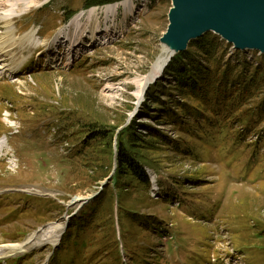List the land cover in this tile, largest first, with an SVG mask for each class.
<instances>
[{"label":"rangeland","instance_id":"374dc122","mask_svg":"<svg viewBox=\"0 0 264 264\" xmlns=\"http://www.w3.org/2000/svg\"><path fill=\"white\" fill-rule=\"evenodd\" d=\"M87 2L0 0V248L76 213L0 264H264V54L208 33L159 75L172 0ZM94 8L93 43L71 21ZM121 137L149 185L119 175Z\"/></svg>","mask_w":264,"mask_h":264},{"label":"water","instance_id":"95a60500","mask_svg":"<svg viewBox=\"0 0 264 264\" xmlns=\"http://www.w3.org/2000/svg\"><path fill=\"white\" fill-rule=\"evenodd\" d=\"M172 2L170 25L161 40L165 46L170 47L171 53L185 52L191 41L214 33L238 51L264 54V0ZM92 198L85 200L83 205ZM75 214L66 217L63 234L68 228L70 218Z\"/></svg>","mask_w":264,"mask_h":264},{"label":"bare ground","instance_id":"6f19581e","mask_svg":"<svg viewBox=\"0 0 264 264\" xmlns=\"http://www.w3.org/2000/svg\"><path fill=\"white\" fill-rule=\"evenodd\" d=\"M32 6V4H34V0H30V3L27 4V6L25 7V10H27L30 6ZM12 5V3H11ZM17 5V4H16ZM16 5H12V8L9 9L6 13L7 16L5 18V20H12L15 16H19L20 14L16 13L15 9H16ZM19 8V7H18ZM115 10L114 6H106L103 9L104 14H106L107 16L109 14H112ZM18 14V15H17ZM84 16H87V18L89 20H91V18H96V25L94 26V28L92 29L91 32V40L92 42H96L97 37L99 36V30L100 28L98 27L99 25L97 22L98 16H100V11L97 8L91 9L89 10L87 13H81L79 15H77L72 21H71V27L73 26L74 29V33L77 34L82 30V19L84 18ZM11 32L14 30L12 25L9 26ZM8 28V27H7ZM9 31V30H8ZM13 34V33H12ZM69 34V33H68ZM67 32L65 33V38L68 36ZM26 38L28 40L29 43L33 44L37 41V34L36 31H30L27 35ZM68 38V37H67ZM69 39V38H68ZM56 41V40H55ZM44 44V43H43ZM1 49V47H0ZM162 53L159 56V58L157 59L153 70L156 74H161L163 68L165 67L167 61H169V59L171 58V49L169 46H163ZM170 57V58H169ZM70 65V60L66 62L65 66H69ZM2 70V66L0 67ZM160 72V73H159ZM150 82V78L146 77L142 80V83L140 85L141 89L139 91V95H141L144 91V88L149 84ZM0 196H1V192H0ZM79 201V200H78ZM64 230V223L60 222V223H56V224H51L43 229H41L39 232H36L34 234H31L23 243H19V244H10L8 246H4L0 248V256L5 255L8 252H18V253H24L27 250H33L36 248H39L41 246H44L46 243H57L63 233ZM3 249H6L7 251H4Z\"/></svg>","mask_w":264,"mask_h":264},{"label":"trees","instance_id":"16d2710c","mask_svg":"<svg viewBox=\"0 0 264 264\" xmlns=\"http://www.w3.org/2000/svg\"><path fill=\"white\" fill-rule=\"evenodd\" d=\"M120 1L121 0H88L87 8L97 7V6H105V5L114 4V3H117V2H120ZM207 43H209V42H207ZM182 56L184 57V56H186V54L184 53V54H179L178 55V57H182ZM196 68L198 70H192V71L196 72V74H199L202 71V68L199 67V66H196ZM187 69L188 70L185 71V72H182V70L180 72H178L179 73L178 76H177L178 77V81H181L180 77H182V75L186 76L185 74H188V72H192V71L189 70L190 68H187ZM259 71H260V68H256V72H259ZM211 73L212 72H207V71L203 70L202 74L199 75V76L202 77V82H203V79H205V77H209L211 75ZM199 76H197V77H199ZM197 77H195L193 82H191V80H189L190 78L187 76L185 78V82H184L185 83V89H189V91L191 93H195V94L197 93V91H199L200 93L204 92V90L201 91L200 89L205 88L204 82L202 83V82H197L196 81ZM224 77H225L226 80L228 79V75H224ZM254 77L252 78V80L249 79L248 81H246L245 85H247L249 87H252V88H256V85L254 84V82H256V80H255ZM235 99H236V97H235ZM123 135H126V134H123ZM122 137H121V140H120L121 141L120 142L121 145L118 147V149H119L118 160L120 161V168L118 167L117 171L119 172V175H121V177L122 176H126V175L134 176L138 180L144 181L145 185H149L150 183H149V180L147 179L145 171L142 170V166H141V164H139V162L137 160H135V159H133V158H131L129 156V154L127 152V149L125 147L126 144H124V142L122 141ZM129 143L132 144L131 140H130ZM70 223L72 224V222H70ZM71 224H70V226H71ZM71 228H72V226H71ZM63 241H66V240H63Z\"/></svg>","mask_w":264,"mask_h":264}]
</instances>
